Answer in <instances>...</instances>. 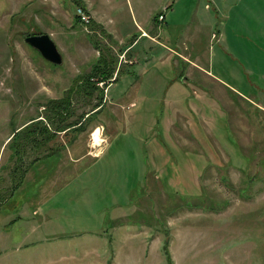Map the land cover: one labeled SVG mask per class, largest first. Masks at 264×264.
<instances>
[{
  "label": "rangeland",
  "instance_id": "obj_1",
  "mask_svg": "<svg viewBox=\"0 0 264 264\" xmlns=\"http://www.w3.org/2000/svg\"><path fill=\"white\" fill-rule=\"evenodd\" d=\"M129 1L0 0V264H264V54L233 91L234 0Z\"/></svg>",
  "mask_w": 264,
  "mask_h": 264
},
{
  "label": "crops",
  "instance_id": "obj_2",
  "mask_svg": "<svg viewBox=\"0 0 264 264\" xmlns=\"http://www.w3.org/2000/svg\"><path fill=\"white\" fill-rule=\"evenodd\" d=\"M88 2H90V0H87ZM128 1V3H130V1L129 0H127ZM227 0H215V3H216V5L219 7V9H220V12L221 11H223V9H222V5H225V2H226ZM240 6V0H234L233 1V3H231L230 5H229V7H228V10H227V14H226V24L223 26V29H221V35L223 34V32H225L226 33V35H225V40L226 39H229L230 37H228V36H230V35H239V36H241V37H248L249 38V40L251 41V45L250 46H248V47H244L243 45H239V39L238 38H232V40L234 41V46L236 47V54H238V56L237 55H235L234 53H233V55L231 56V61H234V62H236L237 64L239 63L240 65H241V69L239 70V72H238V74H237V78L238 79H240V80H238V82L241 84L240 86H242V87H238V88H240V89H233V91H237L238 92V90H240L241 91V93H243L244 91H247L248 89L247 88H245V85L243 84V83H248V80H247V78H248V72L246 71L247 69H249L250 70V68L251 67H249V66H247V65H243L242 63H243V61L240 59V58H243V57H246V55L247 56H251V57H253L254 55H256V54H260V53H262V54H264V47H262V46H258L257 44H254V38L255 39H259L261 36H262V25L259 23L260 22V20H261V17H260V15H257L256 16V25H252V24H250L249 23V21L248 20H246V19H244V18H240L239 20H237V19H234L233 20V22L239 27V28H241L243 31H246V33H243V32H237V31H233V32H230L229 30H228V26H227V24H228V22H229V20L231 19V14H232V11H233V9H235V8H238ZM247 10H248V8L246 7V6H244V7H241V8H239L237 11H236V14L237 13H247ZM222 13H224V11L222 12ZM259 14V13H258ZM146 19L147 18H144V21L146 22ZM240 20H242L243 22L241 23V21ZM245 22V23H244ZM148 26H149V23L147 24ZM215 25H217V23H215ZM220 25H221V23H220ZM139 28L140 29H142L143 27H141V26H139ZM214 29H215V27H214ZM217 29H219V26L217 27ZM216 31H218V30H216ZM142 33L143 34H147L146 33V30H144V29H142ZM137 35V34H136ZM148 35V34H147ZM149 36V35H148ZM231 39V38H230ZM224 40V41H225ZM263 40V42H264V38L262 39ZM155 41V40H154ZM153 41V42H154ZM224 41H221L220 39L217 41L216 40V43L219 45V46H222V42H224ZM254 45H255V48H254ZM224 47H225V45L223 44V48L221 49V51H223L224 50ZM211 49H213V47H211ZM250 49H252V50H250ZM226 50H229V47H226ZM211 51V50H210ZM232 52H234L233 50H232ZM222 53V52H221ZM223 54H227V51H225V53H223ZM213 57V56H212ZM221 58V56L217 53V59L219 60ZM241 62V63H240ZM216 62L215 61H213L212 62V64H215ZM239 64H238V66H239ZM211 68H212V66H211ZM253 69V68H252ZM224 72H227V74H230V73H232V72H234V70L233 69H223L222 70V73H224ZM253 74H255L257 77H258V80H259V82L260 81H264V72H261V73H259L258 71H256V70H253ZM224 75V74H223ZM184 78H186V76H183ZM182 77V78H183ZM218 78L220 79V81H221V83L223 84V85H228V79L226 80V79H223L221 76H219L218 75ZM229 79H230V77H229ZM190 80H192L193 81V79H190ZM259 82L258 81H253L252 82V84H250L251 85V87H253V84H256L258 87H259V89H261L262 90V88H263V86H261V84H259ZM194 83V82H193ZM222 85V86H223ZM225 86H223L224 88H225ZM255 87V86H254ZM254 87H253V89H254ZM242 88H244V91L242 90ZM227 89V88H226ZM258 89V90H259ZM254 91H256V90H254ZM247 94H249V93H247ZM259 101L258 102H262L261 100H260V98H257ZM261 104V103H260ZM260 106L262 107V108H264L263 107V105H258L257 107H259L260 108Z\"/></svg>",
  "mask_w": 264,
  "mask_h": 264
},
{
  "label": "water",
  "instance_id": "obj_3",
  "mask_svg": "<svg viewBox=\"0 0 264 264\" xmlns=\"http://www.w3.org/2000/svg\"><path fill=\"white\" fill-rule=\"evenodd\" d=\"M24 40L36 49L48 62L54 65L62 63V54L48 34L41 33L28 35L24 38Z\"/></svg>",
  "mask_w": 264,
  "mask_h": 264
},
{
  "label": "built area",
  "instance_id": "obj_4",
  "mask_svg": "<svg viewBox=\"0 0 264 264\" xmlns=\"http://www.w3.org/2000/svg\"><path fill=\"white\" fill-rule=\"evenodd\" d=\"M76 16L78 20L85 25V27L90 23V16L81 7L76 9Z\"/></svg>",
  "mask_w": 264,
  "mask_h": 264
},
{
  "label": "clouds",
  "instance_id": "obj_5",
  "mask_svg": "<svg viewBox=\"0 0 264 264\" xmlns=\"http://www.w3.org/2000/svg\"><path fill=\"white\" fill-rule=\"evenodd\" d=\"M97 132H99V129H97ZM105 140L101 139L98 135H94L93 137V144L91 145V147H99L100 144L104 143ZM103 151V149H100V151L95 152L94 154L99 157L101 155V152Z\"/></svg>",
  "mask_w": 264,
  "mask_h": 264
},
{
  "label": "bare ground",
  "instance_id": "obj_6",
  "mask_svg": "<svg viewBox=\"0 0 264 264\" xmlns=\"http://www.w3.org/2000/svg\"><path fill=\"white\" fill-rule=\"evenodd\" d=\"M62 62H63V59H62ZM97 129H99V132H97ZM100 132H101V128H100L99 126H98L96 129H94V131H93L92 134H91L92 144H93V137H94V135H98L101 139H103V138L101 137ZM104 140H105V139H104Z\"/></svg>",
  "mask_w": 264,
  "mask_h": 264
},
{
  "label": "trees",
  "instance_id": "obj_7",
  "mask_svg": "<svg viewBox=\"0 0 264 264\" xmlns=\"http://www.w3.org/2000/svg\"><path fill=\"white\" fill-rule=\"evenodd\" d=\"M91 75V74H90ZM103 76V75H102ZM93 77V76H92ZM103 78V77H102ZM109 78V77H108ZM106 79V77H104L102 80H105ZM108 85V84H107ZM93 110V111H92ZM91 111H89V115L91 114V113H93V112H96L97 111V106L96 107H94L93 109H92ZM34 120V119H33ZM36 121V120H35Z\"/></svg>",
  "mask_w": 264,
  "mask_h": 264
}]
</instances>
